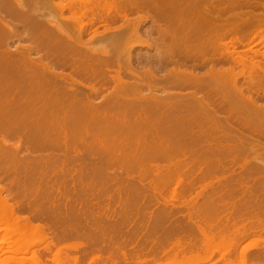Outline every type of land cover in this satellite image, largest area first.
<instances>
[{"label":"bare ground","instance_id":"6f19581e","mask_svg":"<svg viewBox=\"0 0 264 264\" xmlns=\"http://www.w3.org/2000/svg\"><path fill=\"white\" fill-rule=\"evenodd\" d=\"M243 1L244 0H60L56 2V0H0V109H2V113H0L2 117L8 114V116H12V119H10V121H8L9 123L6 124L2 123L3 120L0 116V129H9L7 132L10 134V136L17 137L18 135L19 138L21 137L22 141L25 140L23 141L24 146L25 144L28 145V143L36 142L37 144H35V147L34 144H31L33 146L32 149L34 148V150L40 147L39 145L38 148H36L40 140H44V142L40 141V144L45 145L46 142H48L46 144L47 148L50 147V142H53V145H51V147L53 148L55 142L56 146H54V148H57V145L60 144L61 147H64H58L59 149L61 148L60 150L66 149L65 151L67 152V150L69 149L72 153L74 149L71 150V148H73V146H76L80 142V144L77 145L78 147H80V145L84 143L85 149H89L92 152L90 153L89 151L87 153H90L91 155L93 154V157H95L94 155L96 154L98 155V153L102 154V157L104 156V158H106L107 155V157H111V155H113V160L119 157L118 162L120 163L122 161L126 164V167L127 163H130L132 166L133 164H135L134 166H137L139 164L140 168V165L144 163L143 161L145 159V162H147L148 160L153 161L154 157L155 160H157L156 158H158L159 160L161 158L162 160V157H160L159 154V157L157 156L158 152L162 153L160 154L161 156L164 155L163 160H165V156H168L169 159H172V156L174 158V156L178 155L180 158L181 154H185L186 157H189L185 158V156L181 155L182 157H184V159H179L178 156H176L175 158H177V160H175L174 158L176 162H172L173 164L170 162V165L172 164V166L174 167H165V170L170 169L169 171L167 170L168 174L170 171L171 173L173 172L172 176L170 173V176H168L167 174V177L164 172V175L167 177L166 179H168L165 181L168 182L170 179L172 180L173 177V181L178 179L183 185L182 182H184L186 178H184V176H189V173L191 171V173L195 176L197 171L195 169L197 168L199 170L202 167V164H206V162H209V159L206 160L205 157L203 158L199 156V152L201 154V151L207 148L208 151L211 150L210 152L213 156L215 153L216 160V152L218 147L221 146V140L235 137L236 134L234 132L229 133L226 126H233L236 122H233L229 117H221V114L223 112L227 113L231 118L237 120L240 124L243 121L246 122L247 126H245L244 122V124H241L243 128L249 130L251 129L254 134L262 136L264 138V119H262L263 117L261 116H264V114L262 113L264 109V103L262 104V102H264V63L255 61L254 57L236 58L234 56L235 53L240 55V51L245 48L247 43L245 37L248 34L246 30H248V27H253V25H255V15L257 16L256 23L258 24V19H264V17H262L260 14H256V12L253 11L258 5L256 7H253L252 10V12H255V14L251 11L248 12L245 10L243 11H245V13H248L249 15H246L241 11L237 13V7L239 9ZM246 1H244V5H247L249 1H251L249 3H252L248 4L247 6H255V3H257H253V0H249L247 3ZM151 2L156 7L154 8L155 13L153 14V16L155 15L154 17H156L159 21L160 19H162V17H165V19L166 17H169L168 22L170 23L167 24V26H165L164 28L160 26V29L158 31L160 39L162 38V47L159 43L160 46L159 48L157 47L158 54L156 52L159 59V62L157 63H162L164 61L163 59L165 58L166 61L164 62H166V65H173V68L171 69H167L168 66H166V73L162 75L160 73V75L157 74V71L162 73V67H165V65L163 66L164 62L162 63V65L156 64L157 66L147 65V68H142L144 69L142 70L143 74L142 72V75L140 74V72L135 68V61L137 60L135 59V56L132 55L131 51L132 46H135L134 43H131L128 40L131 44H133L127 45L131 47L129 48L130 50L128 49L129 51L127 50V52L124 53L125 50L122 49L121 52H116L114 56L112 52L110 53L111 50H109V47L113 46L114 51H116V42L113 43V41L111 40L110 46L104 45V43L95 45L94 39L101 34L97 31H91L94 25L97 26L96 24H100L105 27L106 33L114 34V36H112L111 38H118V36L120 37V34L123 35V33L127 32L129 28H131L130 26H132L130 25L127 31L124 30L128 27V24H131L130 22H132L131 18L129 17V11L136 10V12L139 14V12H142L141 10H148V8H150ZM263 2L264 1H258L257 4H264ZM147 3L150 4L148 5ZM244 5H242V7ZM242 7L240 8L241 10ZM52 13H54V15H52ZM55 13H57L58 15H56ZM66 13L68 14L66 15ZM149 15L151 14L149 13ZM258 16H260L261 18H259ZM147 19L148 17L146 16H140L138 18L137 21H139V23L137 25H135L134 23L135 26H133V33L137 34H133L132 37H136L138 35V29H141V27H139L140 22L146 21ZM115 21H121L123 23L117 27L112 26L111 24ZM252 23L254 24L252 25ZM130 31L132 30L130 29ZM259 32L260 31L258 29L256 33L258 34ZM88 33L91 35V37L89 38L90 40L86 41L84 40V37ZM127 33H124L125 38ZM129 35H131L130 32ZM23 37H25L30 43H20L18 46H15L14 49L12 48L13 51H11V43L15 40L21 42V38ZM137 37H139V35ZM117 38H114L113 40H117ZM125 38H120V41L118 40V43H123L124 40H126ZM168 38H172V40H169ZM165 39H168L169 42H167V40ZM229 43L233 45V51H231L232 48H230L231 50H229ZM140 44L142 45V43ZM145 45L150 48L152 46L151 44H149V42H145ZM142 46H144V44ZM33 54H40V56L37 59H34ZM150 65H152V63H150ZM7 66L17 67V69L12 71L8 76L6 74ZM195 68L204 69V73L195 72ZM56 69L65 70L67 71V73L57 72ZM123 70H125V72L129 74L132 80H128L127 77H124ZM112 71H114V75L110 74ZM3 76L7 77L3 78ZM112 84H117V88L120 89V92L118 89H116L115 86V91L118 90L115 92L117 94H115L114 92H109L108 95L106 94V96H104L102 89L105 87H109ZM81 87H84V89H88V92L86 93L81 89ZM145 88H148V94L144 93ZM184 89L189 91L187 93L174 91ZM7 96L11 98L9 99L10 101L7 100L8 102L6 101ZM98 96L103 99L102 101H99L100 103H98L97 101ZM6 103H8L9 106L5 105ZM28 117H34V122L31 121L32 123L30 124L24 123L26 122L24 119ZM21 119L24 120V122H21ZM218 131L223 132V135L221 136L220 133H217ZM216 133L218 134V136H216ZM213 135L219 137L217 138L219 139L218 142ZM182 136L185 137L186 141L181 139ZM209 136L210 138L211 136H213L216 140H213L214 138L212 137L213 139L211 138L210 142L208 140L209 138H207ZM212 140L214 142L216 141L217 143H214ZM251 140L253 139H244V144L251 146L253 151H257L254 148ZM208 141L210 142L209 144ZM76 142L77 144H75ZM70 143L73 145L71 146ZM206 143L208 147L205 146ZM17 145L15 144L16 148L15 146L12 148L10 147L13 152L15 150L18 153H16L17 155H15V152L13 153L10 150L11 153L15 155L13 157L14 169L21 167L22 169H24V171L28 169V172L26 171L27 174L30 173L34 168L36 169V166L38 165H40V167H38L41 169L42 165L44 164V159H42L43 163L40 160V164H33L36 162H34V160L37 157H33V159L35 158L34 160L32 159L33 163H31L32 161L30 159L32 156L30 158L28 157L29 161H27L26 157L24 156L23 157L26 160H24L23 157L20 158L21 155L19 156V152L21 148ZM31 145L29 144V147ZM42 146L41 148L44 149L45 146ZM84 146L82 147L84 148ZM167 146H169V148H166ZM257 146L264 150L263 143H259L257 141ZM222 147H220L218 151L221 150ZM64 150L63 153H65ZM69 150L68 152H70ZM92 150H94V152L96 151V154ZM84 151L85 150H83V153ZM68 152L67 155L69 154ZM154 152H156V154H154ZM210 152H208V155L212 156ZM152 153L153 155H151ZM116 154L117 157L115 156ZM16 156H18V158ZM78 156L80 155L78 154ZM100 156L101 155H98L96 157L100 158L99 160L101 161V164L103 162H106L108 164L110 159L112 162V157H109L110 159L107 158L108 161H105L104 158L102 159V157ZM54 158V161H51H53L56 165V158ZM83 158L84 157H82V159ZM22 159L26 161L25 163L28 164L22 163L24 162ZM193 159H196L197 161L195 162V160ZM202 159H205L206 162H204L205 160L202 161ZM68 160L70 162V159ZM91 160H93V158ZM126 160H128L127 163ZM156 163L157 162L155 161L154 164ZM195 163H198L197 165L199 166L195 165ZM215 163L212 161L210 165H218L217 167L221 168L219 162L218 164ZM104 164L103 166H105ZM191 164L194 165L191 166ZM208 164L209 163H207V165ZM116 165L119 164H114V166ZM149 165L151 164L149 163ZM166 165L169 167L168 164ZM145 166L147 165L145 164ZM148 166L146 169H148ZM187 166H191L190 170L187 171L188 174L187 172H185L186 175L185 173H183L184 176H182L183 174L180 171L186 170L185 168ZM205 166L204 168H202L206 169L208 167L211 170L213 169L212 172L218 169L214 168L215 166H212L213 168H210L211 166L209 167V165L206 168ZM149 167L154 168L155 166L152 165ZM156 168L159 171L156 170ZM208 168L207 171L205 170L206 172L203 171V176H205L206 173L211 174L209 173L211 170L209 171ZM141 169L143 170L144 168L142 167ZM160 169H162V171ZM163 169V166L158 165L157 163L154 171H161V173H163ZM172 169L174 171H172ZM36 170L39 173L38 169ZM13 172L14 171L11 172L12 174L10 173L8 175V177L10 176V180L8 177V179H6L7 174L3 175L6 181L9 180L8 184L10 185L11 183L12 185H16V183L18 184V182L14 180H19L22 178H19L20 173H17L18 171H15V174ZM32 172L36 173L35 170H33ZM153 172L150 174H153ZM141 173L143 174L142 171ZM179 173H181V176L177 175ZM83 174L85 176V173ZM148 174L149 172H147V175ZM150 174L149 176H147L148 179L152 176L156 177ZM28 175H26L27 177L23 178H30V174ZM145 175L146 171L144 172V178L141 177L143 178V181L144 179L146 180ZM3 176L0 175V177L4 179ZM177 176L179 177L176 178ZM190 176V178L193 179V176L191 174ZM1 178L0 185L2 182L7 184V182L3 181ZM56 178H58V175L57 177H55V179ZM12 179L15 183L11 181ZM24 179H21V181L23 180V183L26 181ZM60 180L57 179L56 181L58 182ZM31 181L32 180H29L27 183L30 184ZM155 181H159L158 183H160V179ZM151 182L149 181V183ZM156 182L155 184L157 186L158 183ZM156 186L154 185V187ZM2 187L4 188H0V194H2L6 188L5 185ZM26 188L28 189V187ZM26 188L24 189L26 190ZM179 190L180 192L183 191L181 189ZM175 191L173 192L174 194ZM9 192L6 191L5 194H9ZM26 192L23 193V195L28 194V197L29 193L27 190ZM66 192L69 193V191ZM10 193L12 194V192ZM64 195H66L67 197V194ZM177 195H175V197ZM18 196H20V194H18ZM23 197L25 198V196ZM40 197L42 199L44 196L42 197L40 195ZM0 198V219H5V217L9 215V217L7 218H10L12 220L15 218V216H17V220L20 221V218L16 214L19 213L16 212L18 209L16 211V208L14 209V206L16 204H13L14 206L12 207V204H10L8 202L9 200L7 201L4 196L3 198ZM26 199L30 200L29 198ZM38 199L41 200L40 198ZM19 200L20 199H18V201ZM21 200L24 199L21 198ZM39 200L37 202H40ZM25 203L20 204H22L21 206H23V204L25 205ZM40 203H37L39 207H37L38 205H33L35 207L34 209L40 208ZM48 203H46V205ZM22 208H20V210L18 211H22ZM25 208L27 210V207ZM37 209L35 211L40 212L41 208L39 210ZM26 210L24 209V211ZM29 221L27 223H29ZM14 227H17L14 230L15 232H18L23 228L26 229L24 226H22L21 222H18L16 226L14 223L13 228ZM3 237L8 238V236L6 235L2 236V239L0 238L2 242L4 241ZM5 241L6 243H10L9 240ZM254 244H256V242H254ZM243 248L244 249L241 250L242 254L247 249L249 250V245L248 248ZM4 249L6 248H0V253H9V255L10 253H18L17 250H15V252L13 251L14 249H11V251L9 248L7 249V251L3 252ZM60 253H58V255ZM60 255L62 256V254ZM60 255L59 258L61 257ZM32 258V263L29 264H44L42 262V259H40V257H38L36 253L33 254ZM5 260L13 264H25L22 261H16L15 257H11V255ZM26 262L28 261L26 260ZM55 263L66 264L60 259H57Z\"/></svg>","mask_w":264,"mask_h":264},{"label":"rangeland","instance_id":"374dc122","mask_svg":"<svg viewBox=\"0 0 264 264\" xmlns=\"http://www.w3.org/2000/svg\"><path fill=\"white\" fill-rule=\"evenodd\" d=\"M58 1L60 0H56V2ZM119 1H123V0H119ZM244 1L243 3H245ZM248 1H246V3ZM253 1H254L253 3L255 2L258 3V1L262 2L264 0L262 1L253 0ZM249 2L247 3V5L252 4ZM243 3L242 5H244ZM257 3H255V6L244 5L247 6V7L243 6L244 8L241 5L242 10L240 9L241 7L239 9L237 7L238 11L236 12L238 13L239 11H241L247 15L248 13H245V11L252 12L253 7H256L258 5L253 11H255L256 14L258 15L260 14L262 17H264V4L262 3L257 4ZM147 4L149 5L150 3ZM152 8L154 9L156 7L151 2L150 8H148L149 11L141 10L142 12H139V14L136 12V10L129 11V15H130L129 17L131 18L132 22H130L131 24H128V27L125 28L124 30L127 31L129 26L130 25L132 26H130L131 28H129V30L127 31L128 33L124 32L123 30V32L127 33L128 35V37L126 35V38L123 33V35L120 34V37L118 36L119 39L117 37H114L115 39L117 38V40H113L114 38L111 37L114 36V34L106 33L105 27L103 25L100 24H96L97 26L94 25L91 31H97L101 34L94 39V44L98 45L104 43V45L110 46L111 40L113 41V43L116 42L117 46L118 45L121 46V47L118 46L121 48V50L116 45H114L116 46L115 48L118 49V50L116 49V51H114L113 46L109 47V50H111L110 53L112 52L114 55L118 51L121 52L122 49L125 50L124 53L127 52V50L131 48L127 45H133L131 43H134L135 46H132L131 51H132V55L135 56V59L137 60L135 61V68L140 72V74L141 72L143 74L142 70L147 68V65L148 66H153V65L157 66L156 64L162 65V63L166 61L165 58L163 59L164 61L162 60L163 61L162 63L161 62L157 63L159 62L157 55L158 54L157 47L159 48L160 45L162 47L161 44L162 38L160 39V35L158 31L160 29V26L164 28L165 26H167V24H170L168 22L169 17L168 18L166 17V19L165 17H162V19H160L159 21L156 17H154L155 15L153 16V14L155 13L154 12L155 9L153 10ZM146 11L149 12L151 15H149V13H147ZM255 12L252 13L255 14ZM55 14L58 15L57 13ZM67 14L68 13H66V15ZM52 15H54V13H52ZM147 15H149L150 18ZM140 16L143 17L146 16L148 17V19L146 21L140 22L139 27H141V29H138L139 37H137L138 35L136 37H132L133 34L134 35L137 34V33H133V26L139 23V21L137 20ZM258 17L261 18L260 16ZM255 18L256 19L254 20L257 22L256 15ZM256 22L255 25H253L254 23H252L253 27L252 26L248 27V30H246L248 34L246 33L247 36L245 37L247 42L245 48L240 51V55L235 53L234 56L236 58L254 57L255 61L264 63V19L262 18L260 20L258 19L259 24ZM122 23L123 22L121 21L120 22L115 21L111 25L117 27L120 26ZM130 29L132 31H130ZM258 29L260 32L257 34L256 31H258ZM129 32L131 35H129ZM90 37L91 35L88 33L84 37V40L88 41L90 40L89 39ZM120 38H125L126 40H124L123 43L121 42L118 43L120 41ZM168 39L172 40V38L171 39L168 38ZM168 39L165 40L169 42ZM145 42L146 43L149 42V44H151L153 47L152 46L151 48L148 47L147 45H145ZM20 43L29 44L30 42L25 37H23L21 38V42L17 40L12 42L10 45L11 49L12 48L14 49L15 46H18ZM140 43H142V45L144 44V46H142ZM228 46H229V50H231L230 48H232L233 45L229 43ZM13 49L11 51H13ZM233 50L234 49L232 48L231 51ZM155 55L157 56L158 61ZM39 56L40 54H33L34 59L35 58L37 59ZM153 60L155 61V63ZM150 63H152V65H150ZM164 65L165 67L161 66L163 68L162 73L157 71V74L159 73L161 75L165 74L166 66H168L167 69L173 68V65L171 64L166 65V62H164L163 66ZM16 69L17 67L7 66L6 74L9 76L10 73ZM56 71L67 73V71L61 69H56ZM195 72L204 73V69L195 68ZM113 73L114 71H112L110 74L114 75L115 73L114 74ZM123 73L125 78L127 77L128 80H132L129 74L125 72V70H123ZM5 77L7 76H3V78ZM115 86L116 89H118L117 84L116 85L112 84L109 87L103 88L102 89L103 95L106 96V94L108 95L109 92L115 93L118 90L120 92V89L115 91L114 88ZM81 89L84 90L86 93L88 92L87 91L88 89H84V87H81ZM145 91L144 93L148 94V88H145ZM174 91H181L183 93H187L189 90L184 89V90H174ZM7 98L6 101L11 99L9 98V96H7ZM102 100L103 99L100 96H98L97 98L98 103H100L99 101ZM263 103L264 102H262V104ZM5 105L9 106L8 103H6ZM1 110L2 109H0V112ZM1 113L0 116L1 119L3 120L2 123L3 124L9 123L8 121L12 119V116H8L9 115L8 114V115H4L5 117L4 116L2 117ZM262 113L264 114V109ZM222 116L229 117L233 122H236L234 123L233 126H229V125L226 126L227 131L229 133L234 132L236 134L235 137L228 138L226 140H221V146H219L218 149H220V147L222 146L223 147L219 151L217 149L218 153L216 152L217 154L216 160H215V153L213 156L212 153L210 152L211 150L208 151V149L206 148L208 147L207 143L205 144L206 147L204 146L207 150L206 149L202 150L201 154L199 152V156L203 158L205 157L206 160L209 159L208 160L209 162H206L205 159H202V161L205 160L204 162H206V164L203 162L205 165L209 163L208 165L209 167L211 166L210 168H213L215 166L214 168H218V169L212 172L213 169L211 170L207 167L208 165L205 166L204 164H202L203 168L205 166V168L207 167L209 171L211 170L210 172L208 171L211 174L206 173L207 176L206 174L205 176H203V171L206 172L207 168L203 169L201 167L200 168L201 170L200 169L198 170L197 168L195 169L197 170L195 176L194 174L191 173L192 171L191 172L189 171L190 172L189 176L188 175L184 176L183 173L190 170V167L193 166L194 164H191V166H187L186 168L184 167L186 170L180 171L183 174L182 176H184V178L186 177L185 178L186 182L185 180L184 182H182L183 185L178 179H176L179 176H177L176 178L174 177L176 179L174 181H173V177L172 180L170 179L171 177L169 178L171 181L170 180L168 182L165 181L168 180L166 178L170 176L169 174L171 173L170 171L168 174L167 172L170 169L165 170V167L166 168L174 167L172 166L173 164L172 162H176L175 160H177V158L175 157L178 156L176 154H175L176 156H174L175 160L173 156L171 157L172 159H169L168 156H165V160H163L164 155L161 156L160 155L162 154L161 152L157 153V156L159 154V156L162 157V160L161 158H160L161 161L158 158H156L157 160H155V157L154 160L158 163V165L163 166L164 171L163 173H161L162 169H160L161 170L160 172H158L159 170L157 168L156 170L158 171L156 170L154 171L155 167L157 166V163L154 164L155 161L153 159H152L153 161H151L148 160L147 158V160L151 165H149L148 161L145 162L146 159L143 162L147 166L148 165L155 166L154 168L152 167L150 168L148 166V169H146L147 166H145V164L142 162H141L142 164L141 163L140 164L144 165L145 167L140 165L139 168V164L137 166H134L135 164H133L132 166L130 163H127V161L130 158L126 160L127 163V167H126L125 166L126 164L123 163L121 160L120 161L122 162V164L121 162L120 163L118 162L119 157L116 159L114 158L117 162L116 163L115 160H113L112 157L113 155H111L112 157V162H111L110 156H109L110 158L107 157L108 155L106 156V158H104V156L102 157V154L98 153V155H101L100 157H102V159L104 158L105 161L106 160L108 161V159H110L108 164L103 161H102L103 163L101 164V161L99 160L100 158L96 157L98 156L96 154V151L94 152V150H92L96 154L94 155L95 157H93L92 156L93 154L92 155L90 154L92 153L91 150L85 149L84 143L82 142L81 145L84 146V148L81 145L80 147H78L77 145H79L80 142L79 144H77L76 142L75 144H77L76 145L77 147L76 146H73V148L69 147L71 148V150L73 149L74 150L72 153L68 149L70 151L68 152L67 150V152L69 153L68 155L67 152L65 151L66 149L65 150L63 149L65 153H63V150H60L61 148H64L61 147L60 144L57 145L58 147H61L60 149L58 147L54 148V146H56L55 142H54L55 145L52 148L51 145H53V142L50 141L49 142L51 144L49 143L50 145L49 144L48 145L51 148L46 147L47 146L46 144L48 142H46L45 145L40 144V141H42L40 140L36 148H38L39 145L40 147L34 150V148L32 149L33 146L31 144H34L35 147V144H37L36 142L28 143V145L25 144L24 146L23 141L25 140L22 141L21 137L19 138L18 135L17 137L10 136V134L7 132L9 129L6 128L0 129V169L2 170V171L0 170L1 172L0 175L3 176L4 174H7L6 179H8L10 177V176L8 177V175L12 171H14L13 172L14 174L18 171L17 173H20V176L17 174L19 178L22 177L21 179H24L23 177H27L26 175L30 174L31 177L28 179L25 178L24 180L26 181L32 180L30 184L27 183L28 181L27 182L25 181L23 183V180L21 181V179L14 180L18 182L19 185L17 183L16 185L13 184L14 185L13 187L12 183L11 185L8 184L10 178L9 180L6 181L4 176H3L4 179L0 177L3 181L7 182L6 184L1 181L6 188L5 191L0 195H3L7 199V201L9 200L8 202L12 204V207L15 204L16 205L18 204L17 206L15 205L16 207L14 206V209L16 208L15 211L17 209L20 210V208L24 206L27 207V210L25 207L22 208L23 210L21 209L23 212L18 210L16 211L20 213V214L16 213L20 218L19 219L20 221L17 220L16 218L17 216H15V218L12 220L10 218H7L9 217V215L6 216L5 219L2 220L0 219V238L2 239V236L5 235L8 236V238H10L8 239L7 237H5L7 238L5 239L3 237L4 239L3 242L0 239V248L3 247L6 248L3 250V252L7 251L8 248L10 250L14 249L13 251L17 250L18 253L16 254L10 253L11 257L13 256L15 257L16 261L18 262L22 261L25 264L32 263V259H33L32 257L33 254L35 253L38 257H40V259H42V262L44 264H57L55 263L57 259H60L62 262L66 264H264V150L261 149L259 146H257V141L259 143L261 142L264 144V138L262 136L254 134L251 131V129L249 130L243 128L241 124L245 123V126H247L246 122L243 121L244 123L242 122L240 124L237 120L231 118L225 112L221 114V117ZM261 116L263 117L262 119H264V116L263 115ZM24 120L26 122H24ZM24 120L21 119V122L30 124L34 122L35 118L28 117L25 118ZM194 131H198V130H194ZM217 133H220L221 136L223 135V132L218 131ZM213 136H211V138ZM216 136H218V134ZM216 136H215L216 139L219 138ZM207 138H209L208 139L209 141L211 140L210 136ZM215 138L213 140H216ZM249 138L253 139L251 140V142L253 143V146L257 151L255 150L253 151L251 146L244 144L245 143L244 139H249ZM181 139L186 141L185 137L183 136L181 137ZM218 140L219 139H217L216 141L218 142ZM209 141L208 144L211 142ZM216 141L213 142L217 143ZM42 142H44V140ZM15 144L16 145L18 144L17 146H20L21 148L19 152V156L21 155L20 158L24 156L26 157L27 161H29L28 157L30 158L32 156L30 158L32 162L31 161L30 162L33 163V160L37 157L36 158L37 160L36 159L34 160V162L35 161L36 162L33 164L36 163L38 164L40 160L42 161V159H44L43 160L44 164L43 165L41 164L43 168L41 167L40 169L39 168L40 165H38L39 167L36 166V169H38L39 173L41 172L40 175L35 168L33 170H35L36 173L32 172L33 171L32 170L31 171L32 173L30 172L28 174L26 173L28 169L25 171L24 169H22V167L17 168L18 170L14 169L13 157L18 153L13 149L15 152L14 153L11 150V148L14 147ZM29 144L31 145L30 147ZM42 145H44L46 148ZM72 145L73 144H71V146ZM41 146L44 147V149L41 148ZM81 148L85 151L86 150L88 151L86 152L84 151L83 153V150ZM166 148H169V146H167ZM10 150L15 155H13ZM32 151L35 152L33 153ZM89 151L90 153L88 154L87 152ZM207 151L210 152L212 156L208 155ZM156 152H154V154H156ZM78 154L80 156H78ZM151 155H153V153ZM181 155L185 156V158L189 157V156L186 157L185 154L184 155L181 154ZM181 155L180 158L184 159V157H182ZM59 156L62 157L60 158ZM90 156L93 158V160H91L92 158ZM115 156L117 157V154ZM16 157L18 158V156ZM33 157L35 158L33 159ZM44 157L46 158V160ZM69 157H71L72 160ZM82 157L84 158L82 159ZM53 158L55 159L56 165L53 162L54 161ZM68 159H70V162ZM193 160H195V162L197 161L196 159ZM65 161L67 164L65 163ZM82 161H84L85 163ZM212 161L214 163L216 162L215 164H218L219 162L221 168L217 167L218 165H214V164L210 165ZM25 162L26 161L22 163L28 164ZM170 162L172 163L171 165ZM113 163L119 165L114 166ZM103 164L105 166H103ZM166 164H168L169 167ZM197 164L198 163H195V165ZM142 167L144 168L143 170L141 169ZM102 168L104 171L102 170ZM152 169L154 172L152 171ZM144 170L146 171V175H145L146 180L144 179L143 181L142 179L144 178V172H145ZM141 171L143 172V174L141 173ZM172 171L174 170L172 169ZM147 172H149V174L153 172V174L150 175L156 176V177L152 176L154 180L152 177H150L151 179L149 178L150 180L148 179L147 176H149V174L147 175ZM164 172L166 176L168 174L167 177L164 175ZM33 173H34V178H33ZM83 173H85V176ZM181 173L177 175H180ZM48 174L50 177L48 176ZM190 174L193 176L194 180L190 178L191 177ZM54 175L55 177H57L58 175V178L55 179ZM172 175L173 172L171 173V176ZM12 176H16V175H12ZM72 178H74L75 180ZM57 179L59 180L61 179V180L57 182L56 181ZM159 179L161 184L158 183L159 181L157 182L155 181ZM151 180L152 182L155 181L156 183H158V185L156 186L155 182L152 183ZM11 181H13V179ZM149 181L152 184L149 183ZM161 181L164 183H162ZM2 183L0 185L1 186L0 188H4L2 187L4 186ZM153 184L156 187H154ZM66 186L68 187V189ZM26 187H28L29 190ZM158 187H160L162 190ZM24 188H26V190L29 193L28 197H27L28 194L23 195V193L26 192ZM187 188L190 190V193ZM7 189H9L13 195ZM179 189L186 192L183 191L180 192ZM6 191L9 192V194H7L9 196L5 194ZM66 191H69V193ZM174 191L175 194L173 193ZM18 194H20L21 197L18 196ZM64 194H67V197ZM36 195L39 197H37ZM40 195L44 197L41 199ZM175 195L177 196L175 197ZM3 196L0 197L3 198ZM23 196H25V198ZM21 198H23L24 200H21ZM26 198H29L30 200H27ZM38 198H40L42 202ZM18 199L20 200L18 201ZM33 199L36 200L34 201ZM38 200L41 203L37 202ZM28 201L31 202L29 203ZM33 201L35 203L37 202L38 204L39 203L41 204L40 207L41 209L36 208L37 210L40 209L41 214L39 211H35L36 209H34L35 207L33 205L36 206L38 204L37 203L35 204ZM20 203H25V205L23 204V206H21L22 204ZM46 203L48 204L46 205ZM28 204L31 206H29ZM37 207H39V205ZM24 209L26 211H24ZM17 221L21 222L22 226H24L26 229L22 227L23 229H20L18 232H15L14 230L17 227L13 228V225L15 223L16 226V224L18 223ZM28 221L29 223H27ZM39 233L44 235L45 237L40 235ZM5 240H9L10 243L8 242L6 243ZM230 240H232L233 242ZM254 242H256V244H254ZM248 245H249V250L247 249L242 254L241 250L244 249L243 247L248 248ZM58 253L62 254V256L59 254L61 256L60 258ZM10 255L9 253L8 254L0 253V264H13L5 260ZM26 260L28 262H26Z\"/></svg>","mask_w":264,"mask_h":264}]
</instances>
